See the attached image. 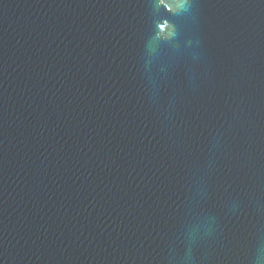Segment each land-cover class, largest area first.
Segmentation results:
<instances>
[{"label":"water","instance_id":"obj_1","mask_svg":"<svg viewBox=\"0 0 264 264\" xmlns=\"http://www.w3.org/2000/svg\"><path fill=\"white\" fill-rule=\"evenodd\" d=\"M0 264H264V0H0Z\"/></svg>","mask_w":264,"mask_h":264}]
</instances>
